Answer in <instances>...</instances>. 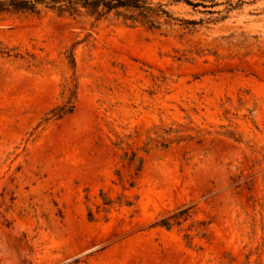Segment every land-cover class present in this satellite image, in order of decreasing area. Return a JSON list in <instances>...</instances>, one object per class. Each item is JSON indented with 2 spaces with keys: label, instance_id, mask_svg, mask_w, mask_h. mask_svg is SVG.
I'll use <instances>...</instances> for the list:
<instances>
[{
  "label": "rangeland",
  "instance_id": "rangeland-1",
  "mask_svg": "<svg viewBox=\"0 0 264 264\" xmlns=\"http://www.w3.org/2000/svg\"><path fill=\"white\" fill-rule=\"evenodd\" d=\"M218 1L0 14V264H264V0Z\"/></svg>",
  "mask_w": 264,
  "mask_h": 264
},
{
  "label": "trees",
  "instance_id": "trees-1",
  "mask_svg": "<svg viewBox=\"0 0 264 264\" xmlns=\"http://www.w3.org/2000/svg\"><path fill=\"white\" fill-rule=\"evenodd\" d=\"M230 0H227L226 4ZM218 0H0V14H29L40 15L45 11H51L59 16L81 17L90 15L100 20L115 16L122 18L132 25H141L149 30H162L165 27L176 25L185 28L197 25L199 21L183 19L175 16L174 7L184 5L201 13H214L208 8L221 5ZM203 8V10H200ZM74 105H66L58 109L54 114L56 118L72 113ZM136 161L134 154L130 162ZM141 165L138 166V170ZM189 209L161 220L158 225L169 228L171 219L179 221L186 215Z\"/></svg>",
  "mask_w": 264,
  "mask_h": 264
}]
</instances>
